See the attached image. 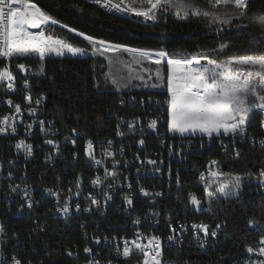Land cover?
Returning <instances> with one entry per match:
<instances>
[{
    "label": "built area",
    "instance_id": "built-area-1",
    "mask_svg": "<svg viewBox=\"0 0 264 264\" xmlns=\"http://www.w3.org/2000/svg\"><path fill=\"white\" fill-rule=\"evenodd\" d=\"M82 1L112 15L138 18L128 12L105 8L101 4L95 3V0ZM114 2H118V0H114ZM125 3L128 1L125 0ZM3 61L5 59L0 58V69L4 67ZM28 66L31 68V72L27 76L18 68L16 71H12L16 76L15 92L7 91L6 84L0 85V119L4 116L17 117L16 133L12 134L9 130L0 134V180L6 182L3 195L0 198V224L4 226L6 235L3 239L6 243L0 246L5 249L9 258L15 254L23 264H29V262L40 264V259L37 261L40 258V250L33 248L32 242H35L36 237L39 238L38 235L41 234H47L43 238L51 241L60 237L61 226L70 221H76L80 228L79 243L74 244L69 250L74 255L66 254L72 258V264H87V261L91 259V256L84 252L85 247H91L94 251L99 252L97 259L101 260V264H105L109 259L115 261L114 245L105 244L104 238L107 237L111 240L115 236L133 239L135 233L132 222L137 218L142 221L141 231L151 232L162 237L170 234L167 227L169 217L172 218L175 227L178 228L183 224L189 229L182 233V244L172 245L169 248L168 242L164 241V261L167 264H198L194 260L180 261L179 255L183 250L181 245H184L185 238L202 252L214 250L216 244H220L218 236L221 228L217 230L218 236L215 240L209 237L204 247H199L198 242L193 238L191 225L205 223L210 226V230L215 227H212L209 221H176L173 212L184 199H186L187 208L198 211L190 203L189 193H193L192 186L196 184L205 187V181L211 179L208 171L210 162L218 161L217 165L211 167L213 170L217 168L220 170V161L216 155L231 154L234 157L231 147L225 152L217 139L209 142L207 137L201 138L199 135L180 137L178 134L174 135L168 132L167 89L159 95H127L120 98L117 102L120 114L115 115V130L109 136H84L79 131H77L79 135H74L72 131L64 133L55 120L49 116L45 97L31 89L34 69L32 66ZM25 79H28L30 85L27 90L24 89ZM28 94L33 98L31 105L25 100V96ZM41 97L43 98L40 99ZM8 99L13 101V105H21V115L18 116L14 107L7 104ZM37 99H40L39 105L35 103ZM30 107L37 108L34 115H29L28 108ZM137 118H139L138 122ZM151 119H157V130L155 131L148 128ZM39 120L45 121L46 132L40 131ZM33 121H37V123H33ZM49 122H53L51 126H49ZM129 122L135 124L133 129H129ZM29 123H32L33 126L27 130L25 126ZM118 124L124 133L123 136L116 134ZM141 138L145 140L143 146L138 143ZM46 139H52L58 145V150L53 145L46 144ZM89 139L94 142L96 158L104 160L102 165H96L85 154L86 142ZM202 139L203 146H201ZM230 139L231 137H225V143ZM20 140L33 146L30 156L26 155L24 149L16 148V144ZM72 140L76 141L75 145L71 142ZM107 140L113 141L110 150L113 151L115 160L119 161L115 168L118 176L114 180L112 177L105 178L104 169L107 167L112 170L113 164V158L102 156L100 142L104 141L103 147L108 148ZM243 143L244 141L237 139L235 147L238 149L237 145ZM121 148H123L122 154ZM170 149L173 152L172 155H169ZM177 151L181 154L176 155ZM137 155L140 156V160L136 159ZM147 159L156 160L157 164L150 165L147 163ZM161 161L163 163H160ZM156 168H159V171H155ZM169 168L171 176H169ZM9 172L12 174L11 176H9ZM177 173L180 177V187H177L176 184ZM200 173H204L205 179L201 178ZM258 173L247 177V183L260 186ZM97 177H100L103 183L94 186L92 181ZM77 181H79V189ZM129 183L131 184L130 189L127 187ZM109 184H112L113 187H109ZM141 187L150 193L160 192L162 195L145 197L140 192ZM77 190L80 191L79 196L76 195ZM105 192L112 196V200L106 203ZM259 192L264 195V188L260 187ZM90 194L100 202L99 207L91 203ZM125 195H130L133 199L131 208H128L124 202ZM70 196L69 213L64 214L62 210L58 211L64 207ZM29 200L32 201L31 208L28 207ZM77 203L80 204V211L76 210ZM86 208L89 211H84ZM157 213L158 215H155ZM22 220L28 221V224H24V229L17 230L15 222ZM157 221L159 222L157 223ZM96 237L101 239L100 245L94 243ZM132 258L137 259L134 262L136 264H140L143 260L142 254L134 251L130 258H120L119 264ZM259 258L264 261V257Z\"/></svg>",
    "mask_w": 264,
    "mask_h": 264
},
{
    "label": "snow or ice",
    "instance_id": "snow-or-ice-1",
    "mask_svg": "<svg viewBox=\"0 0 264 264\" xmlns=\"http://www.w3.org/2000/svg\"><path fill=\"white\" fill-rule=\"evenodd\" d=\"M254 0H95V3L101 4L105 8H112L120 12H128L137 17H143L145 20L155 21L161 15L174 10L178 19H187L191 13L197 18H202L204 23L212 28L215 26L217 32L224 31L225 27L235 26L237 29H248L249 32L257 31L259 38L251 41L253 52L241 56H226L225 49L229 47L227 44H220L216 48L209 50L201 49L196 53L185 55L181 58H171L169 53L163 49L152 50L128 47L120 44H110L105 47L104 40H97L92 36L77 32V35H82L85 40L101 46L97 49L100 52L118 53L121 50L129 53L132 56L131 61L124 64L128 69V75L122 76L119 80L113 79L116 85L123 84L127 87L132 80H140L144 87H149L147 80H152L151 74L145 77L134 71V68L141 67L145 61L155 65L166 63V87L168 99L166 101L167 108V131L180 137H191L199 135L201 138L207 137L209 142L214 139L219 140L222 149L227 152L229 147L233 150L235 158H239L240 152L235 147L237 139L244 141L248 139V130L253 126L252 117L256 114L261 116L260 126L264 128V28L252 29L249 22H255L256 25H264V10L257 13L250 11ZM57 24L58 21L49 14L48 11L43 10L32 2V0H0V58L6 61L16 63V67L20 72L27 76L31 72V68L26 63L17 62L21 58L37 57L43 61L47 54L54 53L57 57H62L65 53H70L72 56L84 55L86 49L74 47L70 43H66L61 39H53L51 36H46L44 30L38 32L29 31V29H41L42 25ZM66 27V25L64 26ZM69 31H75L69 29ZM256 49H260L257 51ZM167 58V59H166ZM37 76L45 75V69L41 66L39 71L35 73ZM157 81H164L165 77L157 70L155 74ZM16 76L10 70V64H5L0 69V85L6 84L7 91L15 92ZM152 88L160 87V83H152ZM30 87L28 79L24 81V89ZM41 97L40 99H42ZM40 99L35 101L39 105ZM25 100L29 105L33 103V98L30 94L25 96ZM7 104L14 107L15 113L19 116L22 114L20 104L13 105V101L8 99ZM123 103V101H121ZM37 111L36 107L28 108L29 115H34ZM17 117L4 116L0 119V134L11 130L12 134L17 131L16 127ZM139 118H137V122ZM37 123V121H33ZM40 131L46 132L45 121H38ZM53 122H49V126ZM157 119H151L148 123V128L157 130ZM33 124H26V129L30 130ZM129 129H133L135 124L129 122ZM74 135H79L75 128L72 129ZM117 136H123L124 133L120 130V125H117ZM231 137L225 143L224 138ZM75 145L76 141H71ZM46 144L53 145L58 150V145L52 139H46ZM102 156L104 158H113L112 170L107 167L104 169L105 178L112 177L113 180L117 178L118 173L115 168L119 161L115 160L113 151L110 150L113 144L112 140H107L109 146L104 148V141H101ZM138 143L143 146L145 140L141 138ZM260 145L264 147V139L259 141ZM203 146V139L201 140ZM32 145L26 144L20 140L16 144L17 149H24L26 155L32 154ZM121 154L123 148L120 149ZM85 154L90 160H93L96 165H102L103 159H97L94 151V142L89 139L86 142ZM173 152L169 150V155ZM176 155L181 153L177 151ZM50 158V157H49ZM137 160L140 156L137 155ZM143 163V161H141ZM150 165H156L157 161L147 159ZM160 163H163L161 161ZM218 161L212 160L209 166V176L211 179L205 181V192L209 198L208 210H212V202L220 197L225 199L238 197L242 188V182L246 177H252L253 173L247 172L244 176L234 175L231 173H222L218 168L212 169V165H217ZM127 167V164H125ZM159 171V168L154 169ZM139 171V169H138ZM12 174L9 172V176ZM201 178L205 179L204 173H200ZM169 176H171V169L169 168ZM226 176L227 178L221 179ZM260 187L264 188V168L258 173ZM103 181L97 177L92 181L94 186H99ZM216 184L214 192L208 191L209 188ZM177 187H180V177L176 175ZM113 187L112 184L108 185ZM127 187L130 189L131 184ZM77 188L79 189V181H77ZM15 191V189H12ZM51 191V190H46ZM140 192L145 197L161 196L160 192L150 193L145 188L141 187ZM59 195L58 193H52ZM27 195V193H25ZM76 195H80L77 190ZM105 203L112 200V196L104 193ZM91 203L99 207L100 202L94 197L89 196ZM190 203L194 205L197 210L202 207V201L193 193H189ZM69 200L65 202L62 209H58L64 214L69 213ZM124 202L131 208L133 206V199L130 195L124 196ZM28 207H32V201H28ZM76 210L80 211V204L75 205ZM89 211V209H84ZM155 215H158L155 214ZM147 218V217H146ZM159 221H157L158 223ZM134 238L129 240L126 237H115L111 240L104 238V243L114 245L115 261L109 259L105 264H119L120 258L127 259L138 252L142 254L143 260L140 264H167L164 261V241L168 242V247L172 245H179L183 243L182 233L189 229L181 224L178 228L174 226L172 218H168L167 227L170 234L166 237L156 235L154 233H144L141 231L142 221L140 218L135 219ZM249 226L258 225L264 228V224H260L255 218L248 220ZM222 227L221 223H217L215 229L210 230V226L205 223H193L191 228L193 230V238L198 242L199 247L203 248L207 239L211 237L215 240L218 236V229ZM203 234L202 236L200 234ZM6 235L4 226L0 224V245L6 243L3 237ZM94 243L101 244L99 237L94 238ZM246 250L250 254L257 257H264V234L261 235L257 246H247ZM84 252L91 256L87 264H101V260L97 259L98 251H94L91 247H85ZM69 256H73L72 251H68ZM0 264H23L22 260L17 255L6 254L5 249L0 247ZM31 264V262H29Z\"/></svg>",
    "mask_w": 264,
    "mask_h": 264
},
{
    "label": "trees",
    "instance_id": "trees-1",
    "mask_svg": "<svg viewBox=\"0 0 264 264\" xmlns=\"http://www.w3.org/2000/svg\"><path fill=\"white\" fill-rule=\"evenodd\" d=\"M43 10L48 11L58 24L75 32L84 33L97 40L109 44H120L128 47L160 50L169 53L171 58H181L204 49L209 50L220 44H227L226 56H241L252 54L251 41L259 38L257 31L237 29L235 26L225 27L217 32L215 26L209 28L202 18L189 15L187 19H178L176 15L167 12L157 20H142L124 18L106 13L94 5L82 0H32ZM264 10V0H254L250 11L257 13ZM252 29L264 28L255 22H249ZM44 30L46 36L61 39L74 47L86 49L84 55L72 56L65 53L62 57L54 53L47 54L43 61L37 57L21 58L17 62L33 67L34 75L31 89L46 99L47 111L51 118L64 133L75 128L84 136H109L115 130V115L120 114L117 102L127 95H159L161 91H117L107 81L105 60L94 56L89 43L80 36L53 24L41 29H29L32 32ZM209 34L215 37L207 38ZM259 51L260 49H256ZM167 59V58H166ZM10 64V70L16 71V63ZM45 69V75L35 73L40 67ZM165 70L167 66H163ZM111 115V116H108ZM261 116L252 117L253 126L248 130V139L242 145H237L239 158L231 154H221L216 157L220 161L222 173L244 176L251 172L256 175L264 168V147L259 143L264 139V128L260 126ZM213 156V155H212ZM227 178L226 176L221 179ZM6 182L0 180V198L3 195ZM259 185H250L245 176L238 197L218 198L212 202V210H208L207 193L204 186H192V192L202 201V210L194 211L187 208L186 199L176 206L173 212L177 221H209L212 227L221 223L218 236L220 244L214 250L199 251L187 238L179 255L180 261H197L198 264H246L250 261H262V258L247 252L246 247H256L264 228L258 225L249 226L248 220L255 218L264 224V195ZM208 191L214 192V184ZM193 210V211H192ZM17 230L28 224L25 220L17 221ZM54 240L43 238L41 234L32 247L40 250V264H72L67 252L74 244L79 243L80 228L76 221L66 222ZM19 228V229H18ZM24 229V228H23ZM49 233L54 234L49 231ZM37 235V233H36ZM59 239H61L59 241ZM2 246V245H1ZM0 246V247H1ZM55 250V251H54ZM136 258L123 261L120 264H136Z\"/></svg>",
    "mask_w": 264,
    "mask_h": 264
},
{
    "label": "rangeland",
    "instance_id": "rangeland-1",
    "mask_svg": "<svg viewBox=\"0 0 264 264\" xmlns=\"http://www.w3.org/2000/svg\"><path fill=\"white\" fill-rule=\"evenodd\" d=\"M129 2V0H127ZM170 13L176 15V12L174 10L169 11ZM189 15H192L191 13ZM177 16V15H176ZM144 19V18H143ZM51 24V23H49ZM57 26L62 27L60 24H54ZM46 25H42V27H45ZM81 38L84 39L83 36H80ZM85 40V39H84ZM89 45L91 52L94 56L101 57L105 60L106 64V79L110 83V85L114 88V90L117 91H125V90H133V91H166V75H167V69L163 67L166 65V63L161 64V65H155L152 64L148 61H145L144 64L141 67H136L134 68V71L136 73H139L145 77V80H147V77L149 74L152 75L153 79L152 80H147V83L149 87H144L142 82L140 80H132L127 87H124L123 84H120L119 86L113 83V79L119 80L122 76L128 75V69L124 67V64L131 61L132 56L129 53L123 52L122 50L118 53H113V52H100L97 51L98 48L101 46L94 44L88 40H86ZM110 45L109 43L106 42L105 47ZM159 70L161 75L165 77L164 81H157L155 78L156 71ZM160 83L162 86L152 88L150 85L152 83ZM214 187L216 188V184L214 183ZM208 201V199H206ZM203 206L201 207L200 210H202ZM199 210V211H200ZM246 264H264V261H250L247 262Z\"/></svg>",
    "mask_w": 264,
    "mask_h": 264
},
{
    "label": "water",
    "instance_id": "water-1",
    "mask_svg": "<svg viewBox=\"0 0 264 264\" xmlns=\"http://www.w3.org/2000/svg\"><path fill=\"white\" fill-rule=\"evenodd\" d=\"M136 19L139 20V21L145 20V19L140 18V17H138V18H136ZM62 28H64V29H66V30L69 31V29H67V28H65V27H63V26H62ZM70 32H72V33H74V34L77 33V32H75V31H70ZM76 35H77V34H76ZM78 36H82V35H78ZM215 36H216V34H209V35L207 36V38H212V37H215Z\"/></svg>",
    "mask_w": 264,
    "mask_h": 264
}]
</instances>
